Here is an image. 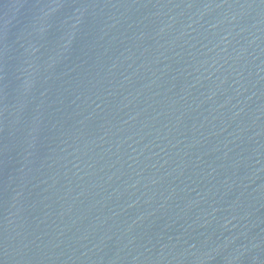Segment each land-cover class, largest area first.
Returning a JSON list of instances; mask_svg holds the SVG:
<instances>
[{"label":"water","instance_id":"water-1","mask_svg":"<svg viewBox=\"0 0 264 264\" xmlns=\"http://www.w3.org/2000/svg\"><path fill=\"white\" fill-rule=\"evenodd\" d=\"M0 264H264V0H0Z\"/></svg>","mask_w":264,"mask_h":264}]
</instances>
